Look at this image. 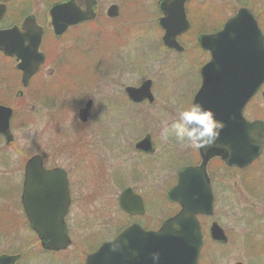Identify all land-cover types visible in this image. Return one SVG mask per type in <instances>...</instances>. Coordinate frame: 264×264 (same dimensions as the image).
I'll list each match as a JSON object with an SVG mask.
<instances>
[{
    "label": "rangeland",
    "instance_id": "1",
    "mask_svg": "<svg viewBox=\"0 0 264 264\" xmlns=\"http://www.w3.org/2000/svg\"><path fill=\"white\" fill-rule=\"evenodd\" d=\"M109 1L99 0L101 12H99L95 22L85 24L73 32L79 35L92 29L99 32L98 30L102 28L101 33L103 34L106 30L114 29L117 24L125 25L126 44L132 51V54L127 56L133 65L132 67L137 71V73H128L127 84L140 83L148 77L153 78L156 68H160L161 58L158 59V63L155 62V59L160 56L166 57L158 51L160 42L158 41L156 26L152 23L148 13L133 8L137 6L142 8L141 4L136 5L135 2L132 3L133 7L125 5L128 13L127 22L122 20L109 22L105 15V8ZM154 1L143 0L148 6L153 4ZM238 2V0H189L187 4H218L221 8V18L225 20L242 5ZM212 23H215V21ZM72 37H74L73 34L65 36L63 41ZM48 39L47 36L46 41ZM59 41L51 37L49 43H47V45L49 44L47 50L48 52L53 51L54 57L57 55L58 50L62 48L60 44L63 41ZM119 41L118 33L116 35L105 34L95 37L90 46L87 37L83 36L77 39L74 50L66 52L61 59L64 68L61 70L59 78H57L55 71L45 70L47 71L46 79L50 82L55 81L50 85L48 84L46 88V91L52 95L44 94V89L40 91L34 85H32L34 87L26 90V99H24L25 101L29 100L27 107L29 112L26 113L29 130L24 131L22 128H16L13 132L14 144L10 147L5 146L4 139H0V148L4 147L1 151L8 157L7 166L0 164V175H7L15 186L12 188V185H10V188L5 180L0 188V254L20 253L21 257L16 264H82L87 252L93 250L103 240L112 237L126 222L119 211L118 195L125 186L131 184L128 181H121L120 178L117 180L112 174L109 175V171H125L130 163H136L137 165V162H134L133 141L141 138L145 132L151 135L155 144L159 145L157 150L161 152L164 147V141L160 138L161 129L175 118L181 107L185 106L183 91L188 82V66L191 64L188 59L192 60L190 57L192 56L193 62L196 63L199 60L197 50L193 51V55L185 53L186 51L182 53L176 51L169 57V61L166 60L167 65L171 64L170 70L162 71L159 74L156 83L158 92L165 93L162 87L165 84L171 85L175 91L170 97H174V101L167 104L158 102L152 105H140L139 109L141 111L139 112L131 109V105L126 103H122V109L120 107L101 108L95 110V116L90 121L88 119L85 125H82L76 114L78 108L89 98V92L86 94L87 90L85 89L87 86L95 87L96 85H102L104 80L107 81V75L111 73L108 70L113 65L112 54L118 48ZM69 43L71 41L64 46ZM81 48L88 49L87 53L80 54L78 49ZM50 60L52 63L51 56ZM54 63L53 65H55ZM79 88L80 90L85 88L82 91L85 97L77 106L74 105L75 101L72 102L71 96L77 94ZM57 89L61 90V93H59L60 101L65 107L62 118L54 109L46 108L47 112L42 106H45L43 101L45 96H53L52 98L55 99L58 95V93H55ZM11 97H13V91ZM15 101L19 102L23 99H15ZM68 101L71 103L66 105ZM53 102L58 103L56 100ZM23 105L22 102L20 113L13 120L15 126H21L24 123ZM130 116L135 117V119H131ZM63 125L69 131L66 134L63 133ZM133 134L134 136H132ZM170 140L173 146L167 148L165 154L161 157L160 164L162 165L172 160L175 161L176 142L174 138H170ZM61 143H68L63 157H59L56 146ZM121 144L125 148L123 153L122 149H117ZM127 145L130 146V149L126 153ZM179 147L181 151L184 148L180 145ZM88 149H91V155H94V158H92L95 163L93 167L80 164L88 161L82 158V156L89 153L87 152ZM40 151L47 153L48 160L58 159L59 165L66 169L68 167L72 174L71 181H74L72 188L76 195V202L71 209L73 211L69 214L71 229L69 233L72 244L66 250L59 252H44L41 250L36 234L30 230L26 223L19 199L24 161L29 155L36 152L40 153ZM68 151L73 152L75 155ZM10 161L12 167H8ZM76 161L78 165L75 164ZM157 166L159 174L156 164L154 170L159 178V185L156 186L159 188L157 210L161 222L177 209L173 204H169L164 196L166 189L173 183L172 175L175 171L170 167H163L159 164ZM247 173L245 174L247 175ZM254 175L242 180L241 183L214 184V213L208 219V222L204 219L203 224L206 222L208 225L210 220L216 221L227 234L228 241L226 243H214L207 236L206 227L207 243L203 246L200 264H236L237 262L241 264H264V242H256L250 235L247 237L249 225L247 221L250 218L251 209H264L260 199L256 197L264 198V172L261 171L259 174ZM163 177L167 178L164 183L162 181ZM151 179V177L142 175L141 180L136 181L138 188L144 194L152 191ZM148 203L150 205L148 207L156 211L151 206H154L155 203H152V200H148ZM76 217H78V224L74 223ZM147 217H150V215L145 216V218ZM243 218L246 222L242 220ZM122 219H124V222H122ZM113 225L115 226L113 227ZM252 253L253 255L258 253L259 256H252Z\"/></svg>",
    "mask_w": 264,
    "mask_h": 264
},
{
    "label": "flooded vegetation",
    "instance_id": "2",
    "mask_svg": "<svg viewBox=\"0 0 264 264\" xmlns=\"http://www.w3.org/2000/svg\"><path fill=\"white\" fill-rule=\"evenodd\" d=\"M67 0H0V6L3 7V12L0 15V30L17 27L20 30L23 29L24 23L26 20L30 21V23H34L37 27L41 29V35H40V42L38 49L35 54H30L28 46L30 44L29 41L26 39H21L17 41V46L21 49L20 57H17L15 54L7 55L0 49V105L10 107L12 109V116L10 118V131L13 135V140L10 144H5V146H12L14 144V134L16 128L20 129L22 128L24 131L26 129L29 130V125L26 117V113L29 112L27 107L29 105V100L25 101L26 96L25 92L27 89H30L32 87H36L37 89H40L42 91L44 89V94H47L46 91L47 85L50 83H53L55 81H49L46 79L47 77V71H55L57 73V78L60 77L61 70L64 68L63 64L61 63V59L63 58V55L66 52L73 51L76 47L77 39L82 38L83 36L87 37L89 40V46L91 41L95 37H99L102 35H116L118 33L120 37L118 48L115 49V53L112 54V67L110 70L111 73L107 75V81L104 80V83L102 85H96L94 86H87L86 89L82 88L79 91H77V94L71 96L74 102V105H79L83 101V98L85 97L82 91L85 89L86 94L88 93L89 98L78 108L77 110V118L79 122L82 125H85L86 122L91 120L93 116H95V110H100L101 108H108V107H120L122 109V103L130 104L131 109H135L137 112L141 111L139 109L140 105H152L154 103H161V104H167L172 101H174V97H170V95H173L174 88L169 85L165 84L162 87V90L165 93L158 92L157 90V80L159 78V74L162 71L170 70L171 64L167 65V61L170 60V56H172L176 51L177 52H185L193 55V51L197 50L199 52V60L194 63L193 57L188 59L191 63L190 66H188V82L185 85L184 89V100H185V106L189 105L192 102H195V99L197 98V94L202 86L203 80L205 77H207L208 73H203L204 68L207 66L208 62L211 59V53L210 49L206 45V42H201L200 37L202 35H212L219 31H221L224 27L225 22L235 15L237 11L241 8L247 9L249 14L254 19L256 26L259 30V33L254 31L252 33L248 34H242V37H240L237 33L233 34L235 41L233 42V61H237L238 64L234 67L239 68L242 67L243 70L248 71L251 69V71L256 72V69L261 68V57L264 58V0H238V4H242L239 6L236 11L227 17L225 20H223L221 8L218 6V4H187V1L183 4L184 14L187 21V28L185 31L179 33L176 36V40L178 41L179 45L182 47L181 50H177L174 47H170L166 45L163 41V36L165 34V29L161 25V22L164 18L168 16V20L173 21L176 16V8L173 5L166 6L165 9L162 8L160 1L161 0H155L153 4L146 5L143 0H110L105 8V15L109 22L117 20L126 21L128 20V13L125 5L132 6L133 2L142 5L133 7L136 8L137 11L148 13V16L151 18L152 23L156 26V32L158 36V41L160 42L158 51L159 53H163L166 57L163 58L162 56L155 59V62L158 63V59H160V68H156L155 76L148 77L145 80H143L140 83H129L127 84V76L128 73L136 72L137 71L132 67V63H130L128 54H132V51L129 49L128 45L126 44L125 39V25H119L114 26V29L111 28L109 31H104L105 33H101L103 29H99L97 31L91 30L88 31L85 34H79L74 33L73 31L77 28L95 22V20L99 16L100 6H99V0H91V3H89L90 0H79V3L77 0H74L75 8L69 9L66 8L60 12V19L65 20L69 18L72 14L75 12L82 13V11H85L87 8L86 4H93L91 10V15L93 16L88 19H80L77 15L76 18L77 21L75 23H69L64 27V29L61 31L60 34H55L52 23H51V15H50V9L53 4H63ZM145 14V15H146ZM215 21V23H212ZM256 28L254 27V30ZM73 34L74 37L71 39L64 40L65 36ZM49 37V39L52 37L54 40H60L59 42H62L61 49L58 50L57 55L54 57L53 51H49V39L46 41V37ZM67 46H64L66 43L70 42ZM46 43V44H45ZM222 43V42H220ZM219 43V44H220ZM64 46V47H63ZM223 47V45H222ZM90 48V47H89ZM80 54H86V49H78ZM134 55V54H133ZM50 56L52 57V63L50 60ZM167 60V61H166ZM38 62V64H35L34 71L24 80L23 71L20 68V64L24 63L26 67H29V65H32L33 63ZM56 62V63H54ZM53 63L55 65H53ZM61 65V66H60ZM150 66V65H149ZM32 67V66H31ZM217 71L220 70V68H228L229 66L226 65H215L212 66ZM207 69V67H206ZM48 71V72H49ZM212 71H214L212 69ZM215 72H212L210 75V78L214 76ZM139 76V74H138ZM143 76V75H142ZM233 81L240 79L241 75L237 73V77L235 74H233ZM245 77V75L243 76ZM253 79H255V75L253 73ZM149 80V95L144 96L142 95L139 97V99H133L129 95L128 88H139L145 81ZM34 85V86H32ZM13 91V97L15 99H23V101H15L13 97H11ZM186 92V95H185ZM264 77L262 78L261 83L259 84V87L257 91L253 93L249 101L245 104L243 108V117L244 119L248 121H255V120H261L264 121ZM55 93H58V95L53 99L52 97H49V95H52L51 93H48V96H45V99L43 100L45 102L44 110L46 108L54 109L60 118H62V115L64 113L65 107L61 104L59 93H61V90L57 89L55 90ZM217 93V91L215 92ZM235 96L238 94V90L236 87L235 90ZM159 97H158V95ZM25 98V99H24ZM28 98V97H27ZM13 99V100H12ZM178 99V98H177ZM57 101L58 103H55L53 101ZM23 102V120L24 123L21 126H15L13 120L14 118H17L19 115V110L21 109V103ZM71 102L68 101V104ZM87 103H90L89 109H88V116L85 121H81L79 119V111L81 108H83ZM17 104V105H16ZM77 105V106H78ZM72 106V105H69ZM48 112V111H47ZM132 115V114H131ZM136 115V113H135ZM131 119H135V117L130 116ZM137 119V118H136ZM145 126V125H144ZM68 129H66L63 125V133H68ZM143 132V131H142ZM89 134V133H88ZM134 136V134L132 135ZM148 136L150 139L151 147L148 150H141L136 148V142L139 141L141 138ZM4 139V136L0 133V139ZM137 140L133 141V149L134 150V157L136 163H130L129 166H127L129 170L125 171H109V175H113L117 178V180L121 181H128L131 185L125 186L130 187L132 191L138 195H140L142 202H143V211L141 214L135 213V214H129L126 213L124 210L119 209L120 214L122 218L126 219L125 224L121 227H125L129 223H137L139 224L143 229L154 231L159 228L161 222L158 217V210L157 206L159 204V188L158 181L159 178L156 176L154 165L156 164V169L158 168L157 164L161 166L170 167L171 169H174V173L172 175L173 183L170 187L166 189V191L169 188H172L177 180H178V174L179 171L186 167H195L199 166L202 163L203 155L200 149H194V148H183V150H180L179 145L176 143V152H174L175 155V161H170L165 165L160 164L161 157L165 154L167 148H171L173 145L171 144V140L168 142H164L163 149H161V152L157 150L159 145L155 144V141L152 139L151 135L147 132ZM130 140L128 141V143ZM157 143V142H156ZM68 143H61L57 146V152L59 157H63L65 153V149L67 147ZM214 144L210 145L206 151L205 154V163H204V169L205 174L209 179V183L212 188V192L215 199L214 194V184L216 183H241L242 180H245L247 177L255 176L254 174H259L261 171L264 172V142L263 147L261 149V152L256 157V159L250 163L248 166L245 167H239L236 165H230L227 163L226 159L228 158V152L225 150L223 146L221 147H213ZM55 146V147H56ZM1 147V146H0ZM179 147V148H178ZM4 149V147L0 148V164L2 166H7L8 164V157L7 155L2 152L1 150ZM118 150L122 149V153L125 150L123 147V144L119 145L117 147ZM130 146L127 145L126 153L129 151ZM91 149H88L87 152H89L86 156H82V158L87 159V162H81V165H89V167L94 166V161H92V158H94V155H91L92 152ZM70 152L72 155H75L73 152ZM39 155H41L42 158V166L46 170H51L55 168L62 169L65 173L66 181H67V187L69 190V207L68 211L65 216V225L68 234L70 235L69 231L70 229V219L69 214L73 211L71 210L73 205L76 202V195L74 192V189L72 188V185L74 181L72 180V174L70 173L69 168L67 169L63 167L62 165H59L58 159L56 160H48L49 156L46 155L47 153H44L42 151L36 152ZM35 154V153H34ZM78 154V153H77ZM132 155V153H130ZM32 155V154H31ZM29 155L28 157H30ZM79 160V159H78ZM26 161V160H25ZM24 161L23 167H22V181L20 185V194L19 198L21 199V194L23 190V179L25 177V164ZM76 165H78V162H75ZM12 162L10 161V166L12 167ZM257 165V167H255ZM262 165V166H261ZM260 166V167H259ZM117 168V167H116ZM139 168V169H138ZM177 168V170H176ZM251 169V170H250ZM113 170V169H110ZM159 168L157 169L158 172ZM172 172V171H171ZM170 172V173H171ZM249 172V173H247ZM13 173V172H12ZM247 173V175L245 174ZM10 174V173H9ZM154 176H153V175ZM159 174V172H158ZM245 174V175H244ZM146 175L147 177H151V189L152 191L148 194H144L143 191H140L141 189L138 188L137 182L141 180V176ZM157 177V178H155ZM8 183L7 186L10 187L12 185V188L15 186L13 185L12 181L7 175H0V185L2 182ZM56 180L59 181V178ZM163 183L167 181V178L163 177L162 179ZM243 182V181H242ZM134 183V185H132ZM54 186V185H52ZM156 187V188H155ZM1 188V186H0ZM11 188V187H10ZM9 188V189H10ZM123 188V189H124ZM11 190V189H10ZM165 191V192H166ZM260 199V203L264 206V198L260 196H256ZM263 199V201H261ZM148 200H152V203H155V205H151L156 209V211H153L148 206ZM169 204H173L176 206V210L172 212L169 216L173 215L175 212L179 210V206L177 203L167 201ZM21 204V203H20ZM157 204V205H156ZM22 205V204H21ZM22 208V206H21ZM151 210V211H150ZM23 211V209H22ZM150 212V213H149ZM24 214V213H23ZM146 215H150V217L145 218ZM25 216V214H24ZM200 217V223L202 227V232L204 236V242L203 246L206 241V235H205V228L207 227V236L209 237V227L211 223L214 220H210L209 224L207 225L206 222L203 224V220L206 219L207 222L210 219L209 216H199ZM26 219V218H25ZM76 224H78V217L75 218ZM244 220V218L242 219ZM122 222H124V219H122ZM244 222H246L244 220ZM242 221V223H244ZM26 223L30 227L29 223L26 220ZM247 223L248 225V234L251 237H253L254 241H263L264 242V209H251L250 211V218L248 219ZM114 224V223H113ZM123 224V223H122ZM115 225H113L114 227ZM121 226V224H120ZM121 228L119 230H121ZM118 230V231H119ZM117 233V232H116ZM71 237V236H70ZM113 237V236H112ZM110 237L109 239H111ZM106 239V240H109ZM248 239V238H247ZM105 241V240H103ZM213 241V240H211ZM216 244H219V242H215ZM101 243V242H100ZM99 244L90 252H93ZM203 249V247H202ZM201 249V252H202ZM88 252V253H90ZM200 252V255H201ZM264 254V253H263ZM86 255V254H85ZM252 256H259L258 253H255V255ZM85 258V256H84ZM84 258L82 261V264L84 263ZM16 264V263H14ZM198 264H200V256L198 260Z\"/></svg>",
    "mask_w": 264,
    "mask_h": 264
},
{
    "label": "water",
    "instance_id": "3",
    "mask_svg": "<svg viewBox=\"0 0 264 264\" xmlns=\"http://www.w3.org/2000/svg\"><path fill=\"white\" fill-rule=\"evenodd\" d=\"M185 1H160L164 9L169 5L176 8L175 19L168 20L167 16L162 20L161 25L165 29L164 43L177 50H181L182 47L177 42L176 36L187 28L183 9ZM86 5L87 9L82 13L75 12L69 18L61 20L60 12L66 8L74 9V0H67L63 4H53L50 15L55 34H60L67 24L75 23L78 19L77 15H80V19L91 18L93 14L91 15L90 8L93 4ZM2 12L3 7L0 6V15ZM254 31L259 33L254 19L247 9L241 8L225 22L221 31L200 37V41H205L210 49L211 59L206 66L207 69L205 67L203 70V73L207 72L208 75L203 80L195 102L211 109L217 121L222 124L220 136L213 147L223 146L228 152L227 163L239 167L249 165L261 152L264 142V121H248L242 114L245 104L257 91L264 77V58L261 57L262 67L256 69V72L251 69L245 71L242 67H234L233 70V65L238 64L237 61H233V42L235 41L233 34L237 33L242 37V34ZM40 35L41 29L26 20L22 30L17 27L0 30V49L5 54H15L20 57L23 48H19L16 42L26 39L30 42L28 46L30 54H35L39 46ZM35 64L37 65L38 62L29 67H26L24 63L20 64L24 80L34 71ZM215 65L229 67L220 68L217 71L212 67ZM212 72L215 74L210 78ZM237 73L241 75V78L233 81L232 76L235 74L237 77ZM253 73L256 80L253 79ZM236 87L237 96L234 93ZM128 90L133 99H139L142 95L147 96L150 94L149 80L139 88L130 87ZM89 106L90 103H87L80 109L79 119L81 121L87 119ZM11 115V108L0 105V133L5 136L6 143L12 140L9 127ZM150 145V139L146 136L136 143V148L148 150ZM208 147L201 148L203 155L201 165L181 169L176 185L167 192L168 199L180 205L177 213L166 219L156 231L143 230L136 223L129 224L111 240L103 242L96 251L88 254L85 264H152V253H159V264H197L203 244V234L197 215H212L213 213V194L204 169ZM57 178L59 181L56 180ZM21 202L29 224L36 232L44 249L61 250L70 244L64 223V216L69 205V194L65 173L62 169L46 170L42 167L40 155L31 156L25 164ZM118 202L120 208L127 213L141 214L143 211L140 196L130 188L124 189L119 194ZM209 235L215 241H227L226 234L216 222L211 223ZM113 241L119 243L116 251H113L110 246ZM17 258L18 255L1 254L0 264H13Z\"/></svg>",
    "mask_w": 264,
    "mask_h": 264
},
{
    "label": "clouds",
    "instance_id": "4",
    "mask_svg": "<svg viewBox=\"0 0 264 264\" xmlns=\"http://www.w3.org/2000/svg\"><path fill=\"white\" fill-rule=\"evenodd\" d=\"M221 128L222 124L217 121L211 109L199 102H192L181 107L175 118L161 129L160 138L164 142L174 138L181 147L200 149L214 144L220 136ZM110 246L116 251L119 243L113 241ZM151 260L152 264H159V253H152Z\"/></svg>",
    "mask_w": 264,
    "mask_h": 264
}]
</instances>
